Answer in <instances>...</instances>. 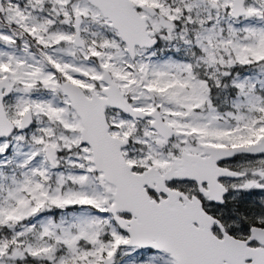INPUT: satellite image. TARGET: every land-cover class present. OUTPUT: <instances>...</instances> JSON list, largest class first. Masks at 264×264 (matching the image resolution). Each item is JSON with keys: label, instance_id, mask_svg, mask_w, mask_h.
Returning a JSON list of instances; mask_svg holds the SVG:
<instances>
[{"label": "snow or ice", "instance_id": "snow-or-ice-1", "mask_svg": "<svg viewBox=\"0 0 264 264\" xmlns=\"http://www.w3.org/2000/svg\"><path fill=\"white\" fill-rule=\"evenodd\" d=\"M0 264H264V0H0Z\"/></svg>", "mask_w": 264, "mask_h": 264}]
</instances>
